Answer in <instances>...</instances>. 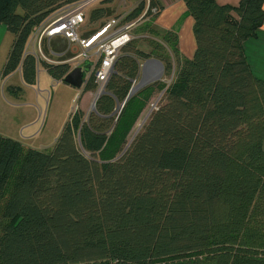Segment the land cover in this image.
Here are the masks:
<instances>
[{
	"label": "trees",
	"instance_id": "1",
	"mask_svg": "<svg viewBox=\"0 0 264 264\" xmlns=\"http://www.w3.org/2000/svg\"><path fill=\"white\" fill-rule=\"evenodd\" d=\"M78 1L0 0V24L13 36L1 76L19 70L31 85L42 65L62 82L77 54L67 40L44 45L63 53L57 63L26 45L35 27ZM98 2L86 23L100 28L112 0ZM263 3L184 0L191 57L179 53L175 29L152 24L158 0L114 15L136 25L94 109L71 111L49 151L0 133V264H264V80L243 50L263 23ZM149 58L171 83L145 85L132 99ZM99 64L84 62L82 91L98 87ZM158 89L163 100L117 155Z\"/></svg>",
	"mask_w": 264,
	"mask_h": 264
},
{
	"label": "rangeland",
	"instance_id": "2",
	"mask_svg": "<svg viewBox=\"0 0 264 264\" xmlns=\"http://www.w3.org/2000/svg\"><path fill=\"white\" fill-rule=\"evenodd\" d=\"M138 1L139 0H112V2L108 6L112 11L109 17L116 14L124 15L129 9L133 8L138 3ZM99 5L100 4L98 1L93 2L86 9H92ZM98 26V22L85 23L81 28L79 36L84 37L85 35H91L99 28ZM12 39V34H8V38L4 40L0 48V70L7 56ZM73 49L74 51L76 50V52L71 53L78 54V52L80 51L78 50V45H74ZM95 59L96 57L92 55L91 60L94 61ZM67 61L71 66H73L76 63H80L81 58H74L73 55L69 59H67ZM156 65L157 72L154 76L145 79L140 75V77L136 79V82L133 86V91L130 94L133 95L132 99L135 97V93L145 85L155 83L156 81H161L164 82L167 87L168 84L171 83L173 74L165 75L162 65L158 62L156 63ZM19 73V70H15L9 76V80L7 82L5 81L6 79L2 78L0 74V103L5 102V105L7 107V109L6 107H4L3 109L0 107V113L7 114L9 110H11L12 113L16 112V115H20L21 119L25 118L27 123L34 124L33 126H28V130L30 131H32L34 128H37L36 130L40 131L45 126L44 131L42 132L40 137L37 136L36 138L31 140H41L39 143L34 141L36 146L35 149L49 151L52 148L56 137L58 136L64 122L66 121L71 111L76 108L81 109L80 107H82L83 110H81L85 113L86 116L93 110V108L91 107L92 101L99 87H96V89L93 90L91 94H85L82 89L52 79L47 71L42 67V65L37 66V78L34 84H24L20 79ZM148 80H150V83H148ZM8 87H15L13 89L14 91L10 92V90H8ZM163 95V89L154 91L148 103L143 107L142 111L138 115L133 127L130 129L129 134L127 135L124 143L121 145V148L117 155L121 154V152H123L127 145L132 141L138 130L147 120L151 111L155 109L156 106H158V104H160V102L163 100ZM9 103H14L13 108H11ZM20 109H22V111H20ZM120 109L121 105L115 112V117L119 115ZM115 131H119V126ZM19 132L20 138L22 135L26 134V132L22 128L19 129ZM106 155L108 157L109 154L106 153Z\"/></svg>",
	"mask_w": 264,
	"mask_h": 264
},
{
	"label": "built area",
	"instance_id": "3",
	"mask_svg": "<svg viewBox=\"0 0 264 264\" xmlns=\"http://www.w3.org/2000/svg\"><path fill=\"white\" fill-rule=\"evenodd\" d=\"M97 1L99 0H80L59 9L47 22L34 28L27 41L26 52L34 55L39 61L57 63L63 53L53 50L46 53L44 45L52 39L62 37L72 47L79 46L80 51L74 58H81V61L72 68L83 66L85 61L94 63L100 60L94 74L95 81L100 87L111 74L119 49L133 38L131 29L136 25V21H123L122 16H112L96 32L85 38L80 37L81 28L87 21L89 9L86 8ZM92 55L96 57L94 61L91 60ZM135 82L136 80L132 82L131 92Z\"/></svg>",
	"mask_w": 264,
	"mask_h": 264
},
{
	"label": "crops",
	"instance_id": "4",
	"mask_svg": "<svg viewBox=\"0 0 264 264\" xmlns=\"http://www.w3.org/2000/svg\"><path fill=\"white\" fill-rule=\"evenodd\" d=\"M240 0H216L218 4H231L237 5ZM160 3V10L154 15L152 24L156 26L159 30L175 29L178 35V50L183 57H191L195 50V39L193 35V18L187 12L184 0H158ZM264 8V3H263ZM9 33L3 24H0V48L6 38H8ZM11 45V44H10ZM10 48V47H9ZM9 50V49H8ZM243 50L249 64L252 74L260 79L264 80V20L260 28L256 32L254 38H249L243 43ZM6 59V58H5ZM155 58H149L142 60L140 65V75L147 79L155 75L157 72V65ZM5 62V60H4ZM3 62V64H4ZM1 66V69L3 67ZM1 71V70H0ZM1 74V73H0ZM12 74V73H11ZM5 77L6 82L9 80V76ZM20 74V73H19ZM20 76V75H19ZM137 77V78H138ZM21 79V76H20ZM151 80V79H150ZM148 80V83H150ZM22 81V80H21ZM11 87L8 90L12 92ZM82 89V88H79ZM92 91H87L85 94H91ZM1 102V101H0ZM6 103H0V107L3 109L6 107ZM11 108H13L14 103H9ZM82 110L83 108L80 107ZM7 109V107H6ZM22 111V109H20ZM25 118L21 119V116L16 115V112L12 113L11 110L7 114L0 113V133L22 142L26 146L36 148L35 142H40V139L31 140L40 137L44 131L45 126L42 130L37 131L34 128L32 131L28 130V126H33L34 124L25 122ZM22 128L26 134L19 136V129ZM23 139V140H20ZM28 141V142H25Z\"/></svg>",
	"mask_w": 264,
	"mask_h": 264
},
{
	"label": "water",
	"instance_id": "5",
	"mask_svg": "<svg viewBox=\"0 0 264 264\" xmlns=\"http://www.w3.org/2000/svg\"><path fill=\"white\" fill-rule=\"evenodd\" d=\"M89 71L88 67L85 66H75L73 67L62 79V82L67 83L73 87L76 88H81L83 83H84V74ZM104 87H105V82L100 85V87L97 89V92L95 94V97L92 101L91 107L94 109L95 106V101L96 99L104 92ZM131 94V89L130 92L128 93V96ZM127 96V98H128ZM125 102V101H124ZM123 102V104H124ZM122 104V106H123Z\"/></svg>",
	"mask_w": 264,
	"mask_h": 264
}]
</instances>
